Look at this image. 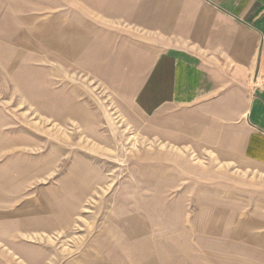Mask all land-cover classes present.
Returning a JSON list of instances; mask_svg holds the SVG:
<instances>
[{
    "label": "crops",
    "instance_id": "obj_1",
    "mask_svg": "<svg viewBox=\"0 0 264 264\" xmlns=\"http://www.w3.org/2000/svg\"><path fill=\"white\" fill-rule=\"evenodd\" d=\"M57 58L81 60L84 77L108 89L126 118L142 120L152 140L204 153L227 176L240 175L243 189L245 177L264 184V0H0L6 78L41 98L48 94L43 83L53 78L46 63ZM39 97L32 103L40 109ZM102 108L84 87V132L98 142H104L103 123L95 112ZM40 147L35 137L0 130V159L15 148L24 156L22 167L0 164V239L33 244L69 230L105 186L104 171L84 151L52 186L50 158L42 165L38 152H24ZM236 177H226V189L237 186ZM42 182L47 188L37 189ZM212 200L214 210L204 220L210 235H234L245 242L237 253L264 256V192L251 204L257 226L238 216L241 205L228 194ZM177 207L180 217L182 202ZM195 217L199 223L200 209ZM150 232L130 226L111 235L113 245L87 246L83 264H165L168 248L154 244ZM214 244L209 255H232V248Z\"/></svg>",
    "mask_w": 264,
    "mask_h": 264
},
{
    "label": "rangeland",
    "instance_id": "obj_2",
    "mask_svg": "<svg viewBox=\"0 0 264 264\" xmlns=\"http://www.w3.org/2000/svg\"><path fill=\"white\" fill-rule=\"evenodd\" d=\"M73 5L77 6L75 1ZM57 59L46 63L53 78L43 83L49 95L45 93L41 98L24 93L16 81L6 78L7 72L0 67V122L9 123L0 130L9 136L18 134L40 141L39 149L25 148L24 152H38L42 165L50 158L47 180L52 186L67 173L80 151L88 154L91 165L104 171L105 186L89 199L86 211L69 230L43 239L34 238L33 244L28 243L27 238L0 239V264H83L85 247L94 251L103 242L113 245L117 238L111 235L128 231L130 226L137 231L146 226L154 244L168 248L165 264H261L259 259L264 256L235 251L245 244L240 238L210 235L208 222L204 220L210 209L214 210L210 204L214 201L212 198H225L228 194L241 205L238 216L240 213L241 218L249 216L250 224L257 226L259 214L251 204L264 192L262 181L256 176L245 177L247 185L243 189L238 183L242 179L240 175L227 176L223 165L210 161L204 153L152 140L145 135L142 120L126 118L108 89L84 77L81 60L64 64ZM84 87L88 88L90 98L103 105L102 110L95 113L102 118L103 126L98 130L104 135V142L84 132ZM38 97L43 102L40 109L32 103ZM51 100H57L58 104L50 105ZM20 152L18 148L11 150L0 159V164L22 167V148ZM33 164L36 166L37 161ZM226 177L234 181L236 177L237 186L226 189ZM46 186L42 182L36 188L41 190ZM179 202H182L183 214L177 217ZM198 209L201 220L194 223ZM12 210L14 208L9 207V211ZM165 210L168 217L164 215ZM134 217L137 222L130 223L129 218ZM214 243L232 248V255H209L208 250Z\"/></svg>",
    "mask_w": 264,
    "mask_h": 264
}]
</instances>
